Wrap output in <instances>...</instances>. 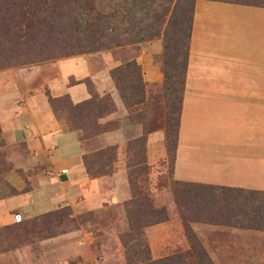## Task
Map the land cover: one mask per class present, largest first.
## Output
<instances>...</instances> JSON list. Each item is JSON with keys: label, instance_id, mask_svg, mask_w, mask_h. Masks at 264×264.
<instances>
[{"label": "crops", "instance_id": "obj_1", "mask_svg": "<svg viewBox=\"0 0 264 264\" xmlns=\"http://www.w3.org/2000/svg\"><path fill=\"white\" fill-rule=\"evenodd\" d=\"M133 46L136 52L127 60L135 59L141 66L147 101L151 85L163 78L159 63L161 39ZM79 56L82 55L74 57ZM85 63V75L69 76L76 80L91 77L98 93H111L116 110L106 119L127 114L130 108L124 106L109 76V69L122 62L104 63L107 78L99 73L100 62L93 64L87 58ZM67 84L65 93L74 102L88 97L83 83ZM1 107L0 127L6 141H21L30 154L33 151L29 148L30 140H36L41 148L49 145L57 152L56 157L50 154L46 157L45 168L41 167L39 175L33 177L28 192L8 197L13 205L16 201L21 213L30 210L36 215L67 208L70 217L78 218L83 210L113 206L122 215L124 202L130 198L124 166L128 139L124 137L123 127L101 134L105 138L101 147L117 146V169L111 174L89 177L82 161V155L87 152L83 149L84 140L79 139L76 131L56 128L57 120L48 103L40 107L29 100L14 109ZM27 127H33V131L23 132ZM7 133L11 139H7ZM157 133L161 134L157 131L147 134V153ZM152 157L149 155L147 160H154L155 156ZM13 161L16 164V158ZM172 176L185 182L264 191V7L195 0ZM169 225L170 221L145 228L153 257L167 239ZM233 229L264 235L261 230ZM71 235L64 233L63 238L70 239ZM231 262L224 264H235Z\"/></svg>", "mask_w": 264, "mask_h": 264}, {"label": "trees", "instance_id": "obj_2", "mask_svg": "<svg viewBox=\"0 0 264 264\" xmlns=\"http://www.w3.org/2000/svg\"><path fill=\"white\" fill-rule=\"evenodd\" d=\"M216 1L264 7V0ZM194 3L195 0H0V69L160 38L166 102L177 104L172 175ZM109 76L125 107L145 101V82L141 66L135 59L112 67ZM77 83L85 84L89 94L78 102H73L68 93L51 96L47 92L54 115L62 116L70 129L81 130V139L107 131V126L100 119L116 110L111 93H98L91 77L70 81L68 85ZM177 90L180 95L175 100ZM169 137L167 132L168 155ZM140 138L142 135L129 140L127 146ZM82 161L89 177L113 173L119 166L117 146L108 145L85 153ZM147 169L146 158L127 166L130 198L124 202V209L129 233L121 240L128 264L136 261L147 264H213L188 224L184 210L190 203L203 201L206 208L197 212L192 221L264 231V191L173 180L170 188L189 250L151 260L147 242L142 241L143 248L136 246L130 254L126 238L134 237L140 241L145 238V226L166 218L164 208H154L138 182L141 172L147 173ZM137 204L144 206L145 212L138 211L132 216L129 208Z\"/></svg>", "mask_w": 264, "mask_h": 264}, {"label": "rangeland", "instance_id": "obj_3", "mask_svg": "<svg viewBox=\"0 0 264 264\" xmlns=\"http://www.w3.org/2000/svg\"><path fill=\"white\" fill-rule=\"evenodd\" d=\"M135 52L136 47L127 44L92 53L60 56L36 64L0 69V106L7 110L14 109L29 100L40 107L45 103L49 105L47 92L51 96L63 95L62 93L66 92V83L75 82L76 76L85 75L87 58L93 64L100 62L99 73L102 77L107 78L108 74H105L104 63L106 64L109 60L123 63L127 61L128 57L134 56ZM78 55L86 57H74ZM159 63L161 67L162 56L159 58ZM84 85H82L83 88ZM98 85L97 82V87ZM164 93L162 78L160 83L151 85L147 101L129 107V112L122 117L117 115L115 118L106 119L109 114L100 119L107 126V131L124 128V137L128 139L124 153L126 168L133 161L147 159L149 155L153 156V159L155 156L154 160H147V173L142 171L138 182L151 199L152 206L156 209L164 208L166 218L159 223L170 221L171 225L166 231L167 239L161 244L162 248L156 257H153L151 253L145 234L147 226L144 227L145 240L142 238L139 241L134 237L125 240L130 254L133 253L136 246L140 249L143 248L142 241L147 242L151 260L185 252L190 247L170 188L172 181L175 180L170 171L175 144L177 104L169 105ZM72 95H75L74 92ZM179 95L177 90L174 96L175 100H178ZM71 100L73 101L72 98ZM49 108H51L50 105ZM54 117L57 120L56 128L59 131H76L81 139V130L70 129L62 116L54 115ZM31 129L33 131V127H27L23 132H29ZM107 131L81 139L85 142L83 149L87 151L86 153L105 147H101L105 144V138L101 134ZM156 131L161 134L157 133L158 135L152 137L150 152L147 153V134ZM167 132L170 136L169 155L166 148ZM137 134L142 135V138L127 146L129 140ZM6 136L7 139L12 138L9 133ZM23 145L21 141L19 143L6 141L2 127H0V264H128L121 240V237L125 238V235L129 233V224L124 208L122 215L113 206H100L89 211L83 210L78 218H72L69 216L70 211L67 208H59L36 215L30 210L24 212L23 209L24 214L21 213V208L16 205V201L14 205L8 201L10 196L28 192L32 188L33 177L39 175L41 167L45 168L46 157L49 154L52 157L57 156V152L51 146H43L42 150L36 140H30V147L26 146V148H33L31 154L27 153L29 150L25 149ZM46 148H49V153L45 150ZM36 152L38 153L36 154ZM13 157L16 158V164ZM25 163L28 164V167L24 166ZM107 168L108 166L105 167V169ZM129 169L128 167V171ZM145 178L147 181L144 182ZM204 209L206 208L202 201V203L188 204L184 212L189 220L188 224L191 230L199 239L213 264L232 263L231 261L235 264H264V235L241 233L233 229L237 227L228 225L192 221L197 212ZM129 210L133 216L138 211L144 213L145 207L137 204L130 206ZM188 214L191 215L188 216ZM18 216L20 221L17 220ZM122 218H124L123 221H121ZM68 232L72 234L70 239L63 238L64 233ZM141 255L145 254L141 252ZM133 264H147V262L136 261Z\"/></svg>", "mask_w": 264, "mask_h": 264}, {"label": "built area", "instance_id": "obj_4", "mask_svg": "<svg viewBox=\"0 0 264 264\" xmlns=\"http://www.w3.org/2000/svg\"><path fill=\"white\" fill-rule=\"evenodd\" d=\"M18 219L17 220H19L20 218H19V216L17 217Z\"/></svg>", "mask_w": 264, "mask_h": 264}]
</instances>
